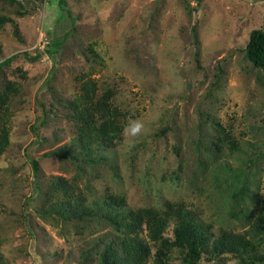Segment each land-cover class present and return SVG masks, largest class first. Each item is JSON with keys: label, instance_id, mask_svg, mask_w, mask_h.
Wrapping results in <instances>:
<instances>
[{"label": "rangeland", "instance_id": "374dc122", "mask_svg": "<svg viewBox=\"0 0 264 264\" xmlns=\"http://www.w3.org/2000/svg\"><path fill=\"white\" fill-rule=\"evenodd\" d=\"M18 1L0 0L18 27H0V63L11 59L0 92L17 87L0 158V264H77L92 233L111 234L103 220L91 228L48 212L55 177L89 205L110 192L133 210L184 204L216 235L251 228L264 207V72L244 50L264 30V0ZM91 80L125 113L122 140L94 164L50 156L72 141L69 102Z\"/></svg>", "mask_w": 264, "mask_h": 264}, {"label": "trees", "instance_id": "16d2710c", "mask_svg": "<svg viewBox=\"0 0 264 264\" xmlns=\"http://www.w3.org/2000/svg\"><path fill=\"white\" fill-rule=\"evenodd\" d=\"M7 1L19 3L18 0ZM58 4L66 10L65 0H58ZM9 23L18 33L14 20L0 15V27ZM62 42L54 43L53 51L56 52ZM244 53L254 68L264 72V30L251 32ZM10 61L8 58L0 63V74ZM16 90L17 87L9 85L0 92V158L11 142L10 99ZM112 97V90L99 95L94 81L85 83L80 94L69 102L76 126L72 141L56 148L50 156L94 164L98 154L102 156L106 148L120 142L125 129V113L114 105ZM224 136V144L232 151L238 150L235 139L228 133ZM215 145L218 151L222 150L221 144ZM33 169L38 174V162L33 161ZM53 180L49 198H55V203L47 208L48 212L66 221L77 218L76 221L88 223L91 228L100 225L101 220L112 227V235L105 233L95 237L92 233L94 238L84 241L78 251L77 264H171L177 251L184 264H203L204 255L212 260L230 255L239 264H264V207L257 212L249 230L240 233L222 229L216 235L184 204H168L165 210H133L123 196L109 192L103 200L89 205L88 197L73 192L67 179L55 177ZM171 225L172 236L167 235Z\"/></svg>", "mask_w": 264, "mask_h": 264}, {"label": "clouds", "instance_id": "9594fccd", "mask_svg": "<svg viewBox=\"0 0 264 264\" xmlns=\"http://www.w3.org/2000/svg\"><path fill=\"white\" fill-rule=\"evenodd\" d=\"M142 125L139 122H134L131 128L133 134H136L141 131Z\"/></svg>", "mask_w": 264, "mask_h": 264}]
</instances>
